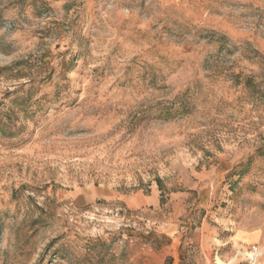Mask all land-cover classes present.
<instances>
[{
	"label": "rangeland",
	"instance_id": "obj_1",
	"mask_svg": "<svg viewBox=\"0 0 264 264\" xmlns=\"http://www.w3.org/2000/svg\"><path fill=\"white\" fill-rule=\"evenodd\" d=\"M258 55L264 0H0V264H264Z\"/></svg>",
	"mask_w": 264,
	"mask_h": 264
},
{
	"label": "trees",
	"instance_id": "obj_2",
	"mask_svg": "<svg viewBox=\"0 0 264 264\" xmlns=\"http://www.w3.org/2000/svg\"><path fill=\"white\" fill-rule=\"evenodd\" d=\"M258 64L262 67V71L257 75H244L242 72L234 74L230 71V68L219 67H216L213 72L214 75H222L225 81H233V85L231 82L230 86L239 88L238 90L242 93L235 100H241L243 103L250 105L251 109L248 112L253 111L261 118L264 115V56L258 55ZM210 106L212 107L214 104L211 103ZM222 109L220 106L217 111L221 112ZM183 111L185 112L186 108H183Z\"/></svg>",
	"mask_w": 264,
	"mask_h": 264
}]
</instances>
